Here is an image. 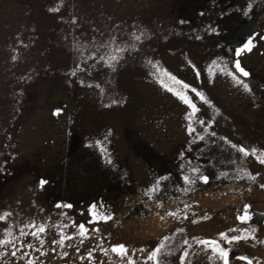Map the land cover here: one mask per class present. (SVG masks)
Here are the masks:
<instances>
[{"label":"rangeland","instance_id":"1","mask_svg":"<svg viewBox=\"0 0 264 264\" xmlns=\"http://www.w3.org/2000/svg\"><path fill=\"white\" fill-rule=\"evenodd\" d=\"M111 36L129 47L115 71L97 66L89 75L76 70V41L90 45L93 38L102 42ZM249 40L251 50L237 56L235 50ZM108 51L120 55L114 46ZM212 60L232 71L239 61L249 72L240 79L250 91ZM157 62L159 72L152 67ZM165 71L211 102L209 107L187 92L199 109L192 123L203 140L187 134L190 109L160 85L163 80L184 91ZM200 120L212 121L215 137L203 132ZM220 137L249 151L256 148L257 155L264 151V0H0V214L11 213L0 221V236L10 225L17 234L20 225L45 224L46 254L29 250L36 264H88L91 249L92 264H126L127 258L100 251L121 243L130 256L136 250L132 258L142 264L140 248L146 256L174 233V241L165 242L164 252L168 245L172 249L162 255L166 264H180L185 237L191 245L185 264H223L218 255L197 247L193 237L216 239L228 250L229 264H246L239 256L264 264V164ZM193 167L209 176L207 184H183L181 176L191 175ZM221 171L229 177L217 179ZM238 174L244 178L235 179ZM159 177L168 179L157 208L144 192ZM93 204L112 219L89 223ZM245 205L250 219L241 223L237 217ZM176 208L187 219H160ZM73 221L85 224L88 238L81 244L77 235L66 241L73 246L63 249L53 245L59 239L56 225ZM220 232L254 238L226 243ZM22 239L40 247L31 236ZM0 264L24 261L19 254L9 255L0 257Z\"/></svg>","mask_w":264,"mask_h":264},{"label":"snow or ice","instance_id":"2","mask_svg":"<svg viewBox=\"0 0 264 264\" xmlns=\"http://www.w3.org/2000/svg\"><path fill=\"white\" fill-rule=\"evenodd\" d=\"M250 7V5H249ZM59 9H50L49 11H58ZM244 15H247V12L244 13ZM72 23H76L75 20L72 21ZM214 31V29H212ZM134 35V38L137 42L143 43L142 36ZM199 39V37H197ZM114 46V52L118 53L120 55L112 54L111 51H108V49L113 48ZM74 47L78 52H80V62L75 65L76 70L80 72H88L89 75H91V71L89 69H96L97 66H100L102 68H107L112 71L116 70V66L120 63L121 60H123V53L129 51V47L127 46H121V44L117 43V37L111 36L109 39L104 40L102 42L95 41L93 38V42L89 45L87 42L84 44H80L79 41H76L74 43ZM252 42L249 40L246 44H244L243 49L237 48L235 50V54L237 56L240 55L241 51L244 50H251ZM131 48L133 50H136V45H131ZM85 52H87V55H85ZM15 59V57H13ZM89 61L92 63L89 64ZM151 63V61H149ZM212 65H217L216 60L211 61ZM87 66V67H85ZM220 68V71L222 74L227 75L232 78V80L236 84L243 83V88L245 91H250L249 85L247 83H244L240 77L247 78L249 76V72H247L240 64L239 61H236L232 68L234 71H232L227 63H224L222 65H217ZM152 67L156 69L157 72L160 71L158 67V62L153 63ZM192 67L195 69V65H192ZM239 74L237 76L236 74ZM72 76H76L77 72L73 71L71 72ZM164 75L168 77L169 80H171L174 84L179 85L180 88L184 91L180 90H174L172 87L168 86L164 83L163 80H159L160 85L168 92H171L173 95H175L183 104L187 106L188 109H190V112L187 114V119L189 120L188 126H187V134L190 137H193V134L196 135L193 137L195 141H201L205 137L204 135H201L196 127L192 123V117L195 115L196 112L199 111L196 104L193 102V100L189 97L187 94L188 91H192L195 93L199 99L204 102L205 104H208L209 107H212L211 102L203 95L202 92L197 91L196 89H192L191 86L187 83H184L183 81L177 79L175 76L171 75L167 71L164 72ZM197 76H199V71H197ZM81 84H83V80L80 81ZM91 87V85H89ZM199 124L203 128V132L205 134H208L212 137L216 136V133L214 131H210L212 127V121H208L207 123L204 120H200ZM220 140H222L225 144H229L231 148L237 150L240 154H242L244 157H248L250 154L255 156L257 159V162L260 164H264V151H260L259 155H257V149L252 148L251 151H249L247 148H245L243 145H236L232 144L226 137H220ZM192 141H190L191 143ZM214 142V141H212ZM232 163H235V161H232ZM191 175L183 174L181 176V180L183 181L184 185H191L195 183L197 180L207 184L209 182V176L206 174H203L199 168L193 167L190 169ZM246 173L247 177L251 180H255V176L251 173L247 172V170H242ZM221 177H229L228 171H221L217 179H220ZM235 179H243L244 177L241 175H236L234 177ZM168 178L167 177H159L155 183H153L150 187L147 188V190L144 192V195L148 197V200H155L157 208L162 207V202L158 199L159 193L163 189L164 182H166ZM45 181H41L40 184L43 186ZM261 188H264V183L260 184ZM185 193H187L188 188L185 187L183 189ZM57 208H71V204H56ZM100 208H103V205L99 206ZM245 213L243 215H239L237 219L241 223H246L250 216L247 214V208L248 206L245 205ZM190 208V205L184 204V209ZM11 213L4 212L3 214H0V221H4L8 216H10ZM63 215V213L61 214ZM88 215L92 217V219L89 221V223L95 224L99 221L107 222L108 220L112 219V216L110 214H106L104 212H101L97 209V205L93 204L89 206ZM165 216L172 217L175 219H180L181 216H183L184 219H187V215L183 212V209L176 208L175 210H168L163 215H160V219L164 220ZM204 219H207V216L203 217ZM196 220H193L192 223H196ZM75 226L77 228V232L68 234L66 233L65 229ZM57 227V234L59 236L58 240H53V245H59L61 249L65 247H72V244H67L66 241H71L74 239L75 236H79L80 243L82 244L85 239L88 238L89 229L86 228L84 223H80L79 225H75V222H71V224H63L58 223L56 225ZM47 226L45 224L37 225L35 222H31L28 224L20 225L18 228L17 234L13 233L12 226L4 229L3 235L0 236V257L9 256L12 258H16L19 254V259L24 261V264H36V259L33 257L29 250L31 252H39L41 256L45 255L44 251V244H45V238L44 234L46 233ZM92 231H99V229L94 228ZM230 231H238L237 229H230ZM178 233H183L184 229L179 228L177 229ZM255 232V229H252V233ZM175 233L172 237L165 236L163 239L150 251L146 256L143 255L145 252V249L140 248L138 251L141 253L142 258V264H166V261L162 260V255L171 254L172 249L171 246H167V253L164 252L166 248V241H170L175 239ZM31 236L34 240L39 242L40 247H36L33 243H24L23 237ZM220 240L225 241L226 243H232L240 240H248L250 237L245 232H241L239 235H233L231 237L227 236L226 233L220 232L219 233ZM195 241V244L197 247H203L204 250L208 251L210 250L213 254L218 255L220 259L223 261V264H229L228 262V250L225 248L220 247L219 242L216 239H198L193 237L192 238ZM260 243H264V241H260ZM180 244L187 246L185 250L183 251L182 255L180 256V264H185V259L189 255V248L191 245H189L188 238H182L180 241ZM111 251V253L115 254L116 256L120 257L122 260L127 258L126 264H136V261L132 258V256L135 255L136 250L132 251V256L129 255V248L126 247L124 244H113L110 246V249H104L102 246L100 247V251L104 253V255H108V251ZM51 251H55V248H52ZM76 251L79 253V248L76 249ZM93 251L94 249L89 250L86 253V257L88 259V264H92L93 260ZM68 253L64 252L63 256H67ZM81 260L85 259V256H80ZM238 259L246 261V264H253V261L249 259L246 256H239ZM41 264L43 262L41 261Z\"/></svg>","mask_w":264,"mask_h":264}]
</instances>
